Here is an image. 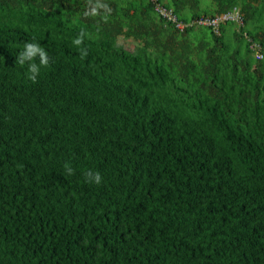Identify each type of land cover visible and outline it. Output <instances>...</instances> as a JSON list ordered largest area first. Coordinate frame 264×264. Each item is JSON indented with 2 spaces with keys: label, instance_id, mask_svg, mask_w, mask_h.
Returning a JSON list of instances; mask_svg holds the SVG:
<instances>
[{
  "label": "trees",
  "instance_id": "obj_1",
  "mask_svg": "<svg viewBox=\"0 0 264 264\" xmlns=\"http://www.w3.org/2000/svg\"><path fill=\"white\" fill-rule=\"evenodd\" d=\"M100 2L0 0V264H264V59L244 36L264 44V0H214L245 14L220 36L150 0ZM25 41L51 57L35 83Z\"/></svg>",
  "mask_w": 264,
  "mask_h": 264
},
{
  "label": "clouds",
  "instance_id": "obj_2",
  "mask_svg": "<svg viewBox=\"0 0 264 264\" xmlns=\"http://www.w3.org/2000/svg\"><path fill=\"white\" fill-rule=\"evenodd\" d=\"M100 9L110 11L107 4L96 0V3L90 7L85 15L95 16L99 13ZM91 34L86 30H81L78 36H76L72 43L76 46L81 58L86 57L89 52L88 48L84 47L86 39H90ZM51 57L49 51L37 41H25L20 47L17 56V64L21 67L27 66V78L33 83L38 82V79L42 73V69L49 66ZM76 169L73 167L72 162L65 161L63 165V173L66 177L74 175ZM83 178L88 184L100 185L104 181L103 174L100 170L94 168H87L83 172Z\"/></svg>",
  "mask_w": 264,
  "mask_h": 264
},
{
  "label": "built area",
  "instance_id": "obj_3",
  "mask_svg": "<svg viewBox=\"0 0 264 264\" xmlns=\"http://www.w3.org/2000/svg\"><path fill=\"white\" fill-rule=\"evenodd\" d=\"M150 2L160 18L173 24L175 28L181 32L185 31L188 27L201 26L210 28L215 34L220 36L222 34L221 28L223 25L232 23L236 24L238 28L245 26V14L238 6H235L231 10L223 13L213 16L205 15L186 22L177 15L173 8L167 6L163 0H150ZM244 36L248 40L249 48L256 59H264V44L253 40L246 31H244Z\"/></svg>",
  "mask_w": 264,
  "mask_h": 264
},
{
  "label": "rangeland",
  "instance_id": "obj_4",
  "mask_svg": "<svg viewBox=\"0 0 264 264\" xmlns=\"http://www.w3.org/2000/svg\"><path fill=\"white\" fill-rule=\"evenodd\" d=\"M130 1L132 3H136L137 5H141L144 4V2H146L147 0H130ZM201 9L208 10L209 15H211V13H214L215 11L214 0H201ZM152 15L153 18H155V20L160 19V17L156 13ZM199 28H203V27H197V29ZM236 29H238V26L236 24H233L231 30H236ZM117 43L129 51H135L136 47L140 44V41L133 37L129 38L126 36H121L118 38Z\"/></svg>",
  "mask_w": 264,
  "mask_h": 264
}]
</instances>
